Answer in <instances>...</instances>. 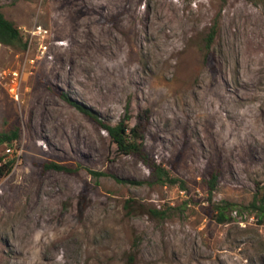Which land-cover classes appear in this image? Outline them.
Segmentation results:
<instances>
[{
    "label": "rangeland",
    "instance_id": "obj_1",
    "mask_svg": "<svg viewBox=\"0 0 264 264\" xmlns=\"http://www.w3.org/2000/svg\"><path fill=\"white\" fill-rule=\"evenodd\" d=\"M0 10L23 37L0 42V131H20L0 148L14 161L0 173V264H264V0ZM123 120L140 123L148 161L103 128ZM154 162L184 186L157 182Z\"/></svg>",
    "mask_w": 264,
    "mask_h": 264
},
{
    "label": "trees",
    "instance_id": "obj_2",
    "mask_svg": "<svg viewBox=\"0 0 264 264\" xmlns=\"http://www.w3.org/2000/svg\"><path fill=\"white\" fill-rule=\"evenodd\" d=\"M216 34V30L213 26L210 34L209 41L211 42L213 37ZM21 31L15 24L7 19L4 13L0 10V42L5 45H17L22 41ZM82 110V108H81ZM84 111V110H83ZM128 120V118H127ZM103 128L108 131L110 134L112 141L117 145L120 151L126 154H134L145 161L147 160V155L144 150V142H143V134L140 132V123L139 125L130 127L126 120L121 121L115 125H109L103 123ZM20 138L19 129H11L9 131H0V148L3 145L11 146L15 142H17ZM5 155L0 152V173L5 174L9 172L13 168L14 161L12 159H5ZM148 161V160H147ZM49 168H53L56 170H68V167L63 164L50 162L46 164ZM152 169L153 175L156 177L157 182L159 183H170V184H180L184 186L183 181L178 177L172 176L170 171L162 164L152 163L149 165ZM115 179L120 182L128 181L125 178H121L117 175H114ZM219 180V173L213 171L210 175L209 179V194L212 197L213 193L217 189V184ZM264 189V185L260 188ZM264 197V192H263ZM218 213L216 215V219L219 222H223L227 220V215L225 214L224 207H221L219 204H215ZM258 208L264 211V205L261 204Z\"/></svg>",
    "mask_w": 264,
    "mask_h": 264
},
{
    "label": "bare ground",
    "instance_id": "obj_3",
    "mask_svg": "<svg viewBox=\"0 0 264 264\" xmlns=\"http://www.w3.org/2000/svg\"><path fill=\"white\" fill-rule=\"evenodd\" d=\"M13 75H15V78L13 80V83L10 86L9 89V93L12 97H14L15 100L20 101V94H18V92L20 91V84H19V80H18V76H19V71L15 70L13 72Z\"/></svg>",
    "mask_w": 264,
    "mask_h": 264
}]
</instances>
